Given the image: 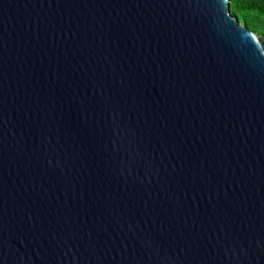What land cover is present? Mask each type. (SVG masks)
<instances>
[{
	"label": "water",
	"instance_id": "1",
	"mask_svg": "<svg viewBox=\"0 0 264 264\" xmlns=\"http://www.w3.org/2000/svg\"><path fill=\"white\" fill-rule=\"evenodd\" d=\"M231 0H0V264H264V49Z\"/></svg>",
	"mask_w": 264,
	"mask_h": 264
},
{
	"label": "trees",
	"instance_id": "2",
	"mask_svg": "<svg viewBox=\"0 0 264 264\" xmlns=\"http://www.w3.org/2000/svg\"><path fill=\"white\" fill-rule=\"evenodd\" d=\"M231 13L255 33L264 49V0H231Z\"/></svg>",
	"mask_w": 264,
	"mask_h": 264
},
{
	"label": "rangeland",
	"instance_id": "3",
	"mask_svg": "<svg viewBox=\"0 0 264 264\" xmlns=\"http://www.w3.org/2000/svg\"><path fill=\"white\" fill-rule=\"evenodd\" d=\"M242 26H244V24H242Z\"/></svg>",
	"mask_w": 264,
	"mask_h": 264
}]
</instances>
